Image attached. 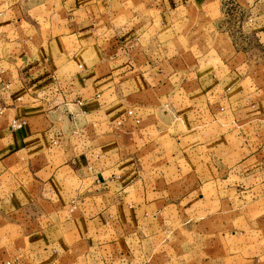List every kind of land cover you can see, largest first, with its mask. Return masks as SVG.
Returning a JSON list of instances; mask_svg holds the SVG:
<instances>
[{
  "label": "crops",
  "instance_id": "0c3cea01",
  "mask_svg": "<svg viewBox=\"0 0 264 264\" xmlns=\"http://www.w3.org/2000/svg\"><path fill=\"white\" fill-rule=\"evenodd\" d=\"M184 218L264 264V0H0V260Z\"/></svg>",
  "mask_w": 264,
  "mask_h": 264
},
{
  "label": "rangeland",
  "instance_id": "374dc122",
  "mask_svg": "<svg viewBox=\"0 0 264 264\" xmlns=\"http://www.w3.org/2000/svg\"><path fill=\"white\" fill-rule=\"evenodd\" d=\"M221 30L222 28L218 25L216 30L212 31L216 34ZM197 32L209 34L210 29L201 27ZM239 37L242 38L241 42H246L248 39V36L239 35ZM180 40L181 49L188 46V42L182 38ZM217 47L221 48L223 44L219 43ZM187 220L188 218H184L182 223L175 226L169 225L160 234L129 238L126 246L123 241L109 248L101 247L96 250H88L79 244L68 247L67 251L55 248L52 251L53 257L50 264H237L236 258L233 257L236 253L227 250L234 241L216 235L218 228L215 224L209 225L212 230L208 236H205L204 222L200 227H195L199 226L200 221L188 222ZM16 222L18 221L10 220L5 227ZM18 229V227L10 226L3 232L5 258L0 260V264H18L20 260L23 261L12 251V244L21 248L20 252L24 258L25 256H29L31 260L35 258V255L25 250L23 235H19ZM40 264H48V260Z\"/></svg>",
  "mask_w": 264,
  "mask_h": 264
},
{
  "label": "built area",
  "instance_id": "2783aa9c",
  "mask_svg": "<svg viewBox=\"0 0 264 264\" xmlns=\"http://www.w3.org/2000/svg\"><path fill=\"white\" fill-rule=\"evenodd\" d=\"M26 125V122L22 119H16L12 121V128L13 129H20Z\"/></svg>",
  "mask_w": 264,
  "mask_h": 264
}]
</instances>
